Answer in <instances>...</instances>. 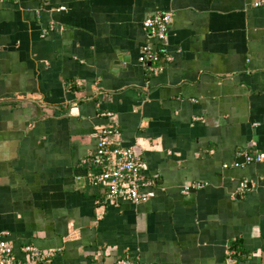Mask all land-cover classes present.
<instances>
[{"label":"crops","instance_id":"obj_1","mask_svg":"<svg viewBox=\"0 0 264 264\" xmlns=\"http://www.w3.org/2000/svg\"><path fill=\"white\" fill-rule=\"evenodd\" d=\"M257 1L0 0V240L17 260L32 244L48 264H264ZM157 12L173 21L155 72L139 56ZM108 124L157 181L142 204L88 181Z\"/></svg>","mask_w":264,"mask_h":264},{"label":"built area","instance_id":"obj_2","mask_svg":"<svg viewBox=\"0 0 264 264\" xmlns=\"http://www.w3.org/2000/svg\"><path fill=\"white\" fill-rule=\"evenodd\" d=\"M256 6H264V0L255 2ZM171 12H157L148 16L143 21L144 28L148 31V42L142 48L139 61L149 70L157 71V64L162 57L167 56L165 42L172 25ZM102 115L111 116L112 112ZM115 125L108 124L99 130V137L95 149L83 159L87 166L89 183L105 190L108 202H129L142 204L155 195L151 189L156 186L155 178H148L144 172V160L132 146L124 145ZM248 161H264V148L255 155L246 154ZM204 185L196 183L194 188ZM193 186H185L182 190L188 193ZM6 236V232H3ZM26 255L24 259L17 260L10 242L0 240V264H48L53 252H46L36 245L26 244L22 247ZM119 264H131L128 260H120Z\"/></svg>","mask_w":264,"mask_h":264}]
</instances>
